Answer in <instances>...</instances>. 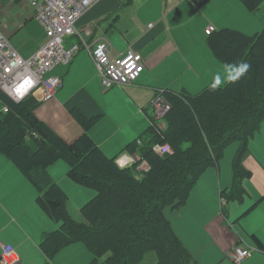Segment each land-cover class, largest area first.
I'll list each match as a JSON object with an SVG mask.
<instances>
[{
	"label": "trees",
	"instance_id": "trees-1",
	"mask_svg": "<svg viewBox=\"0 0 264 264\" xmlns=\"http://www.w3.org/2000/svg\"><path fill=\"white\" fill-rule=\"evenodd\" d=\"M242 1L254 11L264 2ZM207 42L216 58L234 68L232 79L212 82L196 93L160 90L172 109L163 122L152 117L153 139L132 164L121 166L117 156L106 155L89 134L103 110L91 116L79 112L84 132L69 142L28 101L16 102L0 91V153L31 179L41 192L38 199L60 220V226L44 233L40 243L49 258L64 246L82 241L93 255L91 264L104 255L103 264H140L151 250L157 253L156 264H199L166 209L186 204L202 174L219 162L234 140L242 141V147L235 161L233 193L227 196L225 189L221 196L242 197L241 181L246 175L241 160L249 138L264 119V29L249 35L221 28L208 35ZM243 64L248 68L241 75L238 68ZM167 142L172 152L154 149L155 144ZM59 159L70 164L71 178L96 188V196L80 209L88 224L71 216L66 191L48 172ZM251 238L263 248L256 234Z\"/></svg>",
	"mask_w": 264,
	"mask_h": 264
},
{
	"label": "crops",
	"instance_id": "crops-1",
	"mask_svg": "<svg viewBox=\"0 0 264 264\" xmlns=\"http://www.w3.org/2000/svg\"><path fill=\"white\" fill-rule=\"evenodd\" d=\"M14 1L19 2L20 0H11V4ZM147 2L148 0H131L127 4L124 0L99 1L79 20L78 33L67 39V45L70 46L74 43L82 42L81 44L88 43L95 46L98 42L107 40V30L109 28L107 26L111 18H114L112 24H116L121 17V13L118 10L127 5L131 14L132 24H134L133 44L130 43L123 51L118 52L120 54L116 56H121L133 48L143 55L145 64V70L140 75L142 80L140 81L139 77L134 83L130 84L132 90L138 91L140 88H149L155 97L162 89L170 88L179 93L185 91L196 93L212 82H218L217 80H212L207 83L206 77L201 76L200 73H194L196 65L200 64L204 58H191L188 56V51L198 34H202L205 38V34H207L205 28L210 26L208 25L210 22L215 21L212 15L213 11L216 17L223 18L216 14V11L227 3L232 5L237 12L246 16L248 8L246 4L242 0H162L160 9L154 10L152 7L146 6ZM20 3L22 2L20 1ZM182 3H187L186 9H181ZM216 5L217 9L215 8ZM248 10L261 18L264 13V2L257 10L254 11L249 8ZM145 11L151 12L145 13ZM227 16L229 17V14ZM151 23L153 26L150 27ZM215 23L218 25L215 31L221 28L242 30L226 19ZM117 28L120 29L119 26ZM242 31L246 33V31ZM74 37L78 41L73 40ZM207 38L208 36L202 46L205 50H208L207 58L209 59V56H212L213 61L218 60L220 64H225L214 56L208 45ZM110 47L112 55L113 48L111 45ZM83 51L86 53L81 55ZM82 56L88 61L86 65L81 61ZM173 57H176L175 61H171ZM60 66H63V68L57 69ZM96 69L90 51L86 48H81L71 63L68 65L60 64L52 71L54 75L56 74L63 78L62 86L54 100H52L55 103H59V106H65L78 122L77 114L79 112L91 116L96 111L103 110L89 89L90 80L97 75ZM191 73H193L194 77H192ZM209 79L211 78L209 77ZM198 85H201L202 88L194 92V87ZM26 101L35 108L37 105L48 103L51 100L42 102L38 96L29 98ZM148 120L150 121V130L153 122L152 116ZM79 124L82 129L75 128L72 134L76 135V138L84 131L80 122ZM58 133L60 134V132ZM89 134L106 155L110 157L117 156L118 154L115 153L123 149L122 155L128 154L130 159L132 157L136 158L135 161L140 159L142 149L148 146L153 139L152 134L149 139L136 140V137L140 134L137 133L134 135L135 138L128 137L125 143L112 150L114 147L106 144V140L99 138L98 134H94L90 130ZM64 135L69 139H73L66 134ZM64 135L62 134L61 136L72 142ZM109 136L111 137L110 134ZM130 143H133L132 149H128ZM120 158V156H117V161ZM68 165L70 169V164L68 163ZM242 166L245 169L246 177L241 181L244 194L240 198L243 199L242 201H244V198L250 201L255 200L253 202L255 204L244 210L240 215L238 214L239 211L247 207V202L241 201L242 205H231V199L221 196L223 190L220 191L222 203L218 202L217 191L221 184L218 183L219 188H216L217 181L205 179L200 183L201 178L191 190L185 205L176 209H166V214L175 231L199 264H202L200 261L205 264L204 261L208 259V262L211 263L219 258L227 257L231 260L229 253L239 243L260 247L251 238V234L258 236L264 248V188L252 185V188L249 189L247 186L248 180H246L249 178L247 177L248 173L251 170V173L255 174L257 170L250 163H243ZM69 169H67V174ZM48 172H50V166ZM51 175V178L57 183H59L57 180H63V178H58L53 170ZM259 181L264 186V177H259ZM206 183L214 190L211 191ZM59 185L66 191L65 187L62 186L63 184L59 183ZM233 187L234 185L229 193L228 188L230 187H226L227 196H231ZM40 193L39 189L17 164L5 154L0 153V241H5L14 246L20 257L19 264H90L91 251L82 241L64 246L51 258L43 252L40 243L44 233L57 229L60 226V220L51 219V217H54L53 213H51L44 202L38 199ZM71 203L69 200L68 210L71 216L77 222L88 224V220L81 210H77V215L72 214ZM78 214L83 216V220L76 218ZM186 241L194 242L191 244ZM201 242L207 246L205 248L202 247ZM263 248L260 247V249L256 250L242 264L245 262L247 264H256L255 259H258V264H264Z\"/></svg>",
	"mask_w": 264,
	"mask_h": 264
},
{
	"label": "rangeland",
	"instance_id": "rangeland-1",
	"mask_svg": "<svg viewBox=\"0 0 264 264\" xmlns=\"http://www.w3.org/2000/svg\"><path fill=\"white\" fill-rule=\"evenodd\" d=\"M125 1L128 4V2L131 0H124V2ZM21 2L22 3H20V1H14L13 6V4H11V0H0V27L9 36L12 46L19 52V54L23 58L29 59L44 45L46 41V28L43 23L34 16L32 4H27L24 1ZM161 4L162 0H148L146 6L152 7V9L155 10L157 8L160 9ZM183 8H187V3H182L181 9ZM215 8H218L217 5ZM118 11L121 13V17L117 20L116 24H112L114 18H111L110 23L107 26L109 27L107 30L108 37L107 40H104L110 43V45L112 46L113 56L119 55L120 53L118 54V52L123 51L127 46H129L130 43L133 44L134 37V24H132L131 14L129 13L128 6L126 5L123 8H120ZM246 11L247 15L245 16L242 13L237 12L232 7V5H228L227 3H225L220 7L218 11H216V14H218L220 17H223L224 19L216 17L215 12L213 11L212 15L215 21L210 22L208 25H212L214 29H216L218 25L215 22H220L226 19L228 22L234 24V26H237L240 29L246 31V33H248L249 35H253L257 31H261L264 28V13L260 18L254 12L248 10V8ZM146 12L150 13L151 11H145V13ZM227 14H229V17L227 16ZM118 26L120 27V29L117 28ZM207 36V34H205V38L202 34H198L196 36V38L194 39V43L190 47V50L187 49L189 50L188 56H190L191 58H204V60H202L200 64L196 65V71H194V73L197 72L200 73L201 76L206 77L208 80L207 83L212 80H217L218 82L223 83L227 81L229 77L234 73V69L233 67H230L231 65L220 64L218 60L213 61L212 56H209V59L211 60L207 58L208 50H205L204 47H202ZM84 39L86 40L85 37ZM73 40L78 41L76 37H74ZM85 53L86 52L83 51L81 55H84ZM81 58V61L86 65L88 63L86 58L84 56H82ZM175 60L176 57H173L171 59V61ZM61 68H63V66H60L57 69ZM191 75L192 77H194L193 73H191ZM99 77L100 76L97 73L96 77L90 80L89 89L93 93L95 100L103 109L105 114L97 121H95L90 131L94 134H98L100 136L99 138L106 140V144H108L109 146H113L114 148L112 150L117 149L119 146L125 143L128 137L135 138L134 135L137 133L140 134H138L136 140L151 138L152 133L151 130H149L150 121L148 120V118H150V116L153 117V113L150 108L151 103L154 99L153 92L150 91L149 88H140V90L135 91L131 89L130 85H116L112 88L106 89L102 86L100 80L101 77ZM209 77L211 79H209ZM139 80L141 81L142 77H140ZM201 88L202 86L198 85L194 87L193 91H198ZM53 100L48 103L37 105L35 107L36 113L49 126L54 128V130L60 132L61 135L66 134L67 136H70V138H73L69 139L64 135L67 139H69L70 141L75 140L76 135H72L74 129H82V127L74 118V115L65 106H59V103H55V101ZM109 134L111 135V137L109 136ZM241 147L242 141H232L224 149L222 158L219 160V162L217 164L209 166L202 174L200 183L206 179L217 181V185H215L216 188H219V184H221V187L217 191L218 202L220 201L222 203V199L220 200V191L225 190L228 186L230 187L228 188L229 193L231 187L235 183V161L236 157L239 154V151L241 150ZM170 148V152H172L173 149L171 146ZM246 151L247 154L242 158V163L253 164V166L257 170V172L254 174L251 173V170L249 169L250 171L247 176L249 178L246 179L248 180L247 186L249 189L252 188V185L264 188L263 184H261L262 182L259 181V177H264V119L261 122L260 128L257 129L255 133L249 138ZM122 153L123 149L117 151L115 154H118L117 156L119 157L122 155ZM67 169H69L68 161L65 159H59L50 166L49 173L51 175L53 170L58 178H63V180L57 181L60 184H63L62 186L65 187L68 197V205L70 200L72 202L71 212L73 215H77V210L80 211V207L83 206L85 202H88L91 198L95 197L97 191L93 186H89L70 178V176L67 174ZM206 185H208V183H206ZM209 189L211 191L214 190L210 186ZM242 200V198H231L230 204L236 206L242 205ZM254 201H250L249 199L244 198V201L242 202H247V207L239 211L238 214L240 215L244 210L253 206L255 204L253 203ZM76 218L83 220V216L81 214H78V217ZM51 219L58 221L54 217H51ZM186 242L192 244L194 241ZM201 246L205 248L207 245L201 242ZM90 255L91 264L93 261V255L92 253ZM105 257L106 255L98 257L95 260V263L103 264ZM156 261L157 253L156 251L151 250L144 255L140 264H155ZM208 261L209 259L205 260V264H236L227 257L223 259L219 258L217 261L212 263ZM255 261L256 264H258V259H255ZM200 262L203 264L202 261ZM244 264L247 263L245 262Z\"/></svg>",
	"mask_w": 264,
	"mask_h": 264
},
{
	"label": "built area",
	"instance_id": "built-area-1",
	"mask_svg": "<svg viewBox=\"0 0 264 264\" xmlns=\"http://www.w3.org/2000/svg\"><path fill=\"white\" fill-rule=\"evenodd\" d=\"M32 4L34 16L46 28L44 45L31 58H23L12 46L9 36L0 27V91L16 102L38 97L42 102L55 98L62 86L63 78L52 74L58 65H68L81 48L90 51L101 77L102 86L106 89L119 85L134 83L145 70L144 57L131 48L121 56H112L111 47L107 41H100L95 46L87 43L67 45V39L78 33L79 20L101 0H20ZM150 27L153 26L151 23ZM215 29L212 25L206 28L210 35ZM156 121L163 122L172 109L171 103L164 95L158 93L150 106ZM5 112L9 111L4 106ZM169 143L155 144L159 153L171 151ZM128 154L121 155L118 163L123 166L135 161ZM0 264H19L20 257L14 246L0 241ZM258 246L245 243L236 244L229 257L236 264L251 256Z\"/></svg>",
	"mask_w": 264,
	"mask_h": 264
},
{
	"label": "clouds",
	"instance_id": "clouds-1",
	"mask_svg": "<svg viewBox=\"0 0 264 264\" xmlns=\"http://www.w3.org/2000/svg\"><path fill=\"white\" fill-rule=\"evenodd\" d=\"M230 67H232V66H230ZM247 68H248V65L247 64H243V65L239 66L238 70H239L240 74L243 75V73L247 71ZM231 79H232V77L230 76L229 80H231ZM215 87H216V85H213V88H215Z\"/></svg>",
	"mask_w": 264,
	"mask_h": 264
},
{
	"label": "bare ground",
	"instance_id": "bare-ground-1",
	"mask_svg": "<svg viewBox=\"0 0 264 264\" xmlns=\"http://www.w3.org/2000/svg\"><path fill=\"white\" fill-rule=\"evenodd\" d=\"M82 43V42H81ZM88 44V43H87ZM71 63V62H70ZM98 73V72H97ZM53 74V73H52ZM56 75V74H55ZM100 78V77H99ZM101 80V79H100ZM57 95V94H56ZM172 105V104H171ZM166 154V153H165ZM121 157V156H120ZM132 164V163H131Z\"/></svg>",
	"mask_w": 264,
	"mask_h": 264
},
{
	"label": "snow or ice",
	"instance_id": "snow-or-ice-1",
	"mask_svg": "<svg viewBox=\"0 0 264 264\" xmlns=\"http://www.w3.org/2000/svg\"><path fill=\"white\" fill-rule=\"evenodd\" d=\"M242 70V69H241Z\"/></svg>",
	"mask_w": 264,
	"mask_h": 264
}]
</instances>
